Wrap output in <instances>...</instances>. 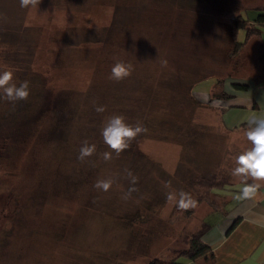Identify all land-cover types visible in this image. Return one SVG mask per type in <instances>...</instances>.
<instances>
[{"label": "rangeland", "instance_id": "1", "mask_svg": "<svg viewBox=\"0 0 264 264\" xmlns=\"http://www.w3.org/2000/svg\"><path fill=\"white\" fill-rule=\"evenodd\" d=\"M259 5L41 0L25 9L0 0V72L30 88L15 104L0 93V264H144L187 247L203 217L227 202L214 192L231 191L204 181L240 180L234 158L250 147L242 129L220 123L209 94L215 77L227 76L231 93L239 77L256 75L257 42L239 45L244 33L235 40L230 24ZM117 61L134 69L119 82L108 78ZM113 115L148 131L106 162L101 130ZM85 140L95 160H78ZM98 179L113 180L109 191L94 188ZM180 190L195 208L167 200Z\"/></svg>", "mask_w": 264, "mask_h": 264}, {"label": "crops", "instance_id": "2", "mask_svg": "<svg viewBox=\"0 0 264 264\" xmlns=\"http://www.w3.org/2000/svg\"><path fill=\"white\" fill-rule=\"evenodd\" d=\"M255 76L240 77L248 87L231 91L235 96L221 100L224 105H216L220 123L232 130L242 129V134L252 115L264 114V80L257 82L253 79ZM232 183L229 184L231 191L214 192L228 196L227 202L209 211L201 222L212 220L203 239L212 249L213 258L206 255L194 260L182 255L178 260L183 264H264V199L238 201L235 197L243 185L237 186L241 180ZM260 192L264 193V187Z\"/></svg>", "mask_w": 264, "mask_h": 264}, {"label": "clouds", "instance_id": "3", "mask_svg": "<svg viewBox=\"0 0 264 264\" xmlns=\"http://www.w3.org/2000/svg\"><path fill=\"white\" fill-rule=\"evenodd\" d=\"M21 8H35L41 0H19ZM167 60H162L161 65L167 66ZM133 66L124 61H117L111 68L109 79L119 82L129 76L133 72ZM0 93L3 98L15 104L19 101L27 100L30 95L29 82L27 80L17 84L14 81V72L11 70H4L0 72ZM98 113L105 111L103 106L96 107ZM248 128L245 132L247 141L250 147L236 155L234 158V168L232 175L241 180L242 188L239 194L235 197L238 201L264 199V193L260 192L261 187H264V114L252 115L248 121ZM148 129L140 122L130 124L126 121L123 115H113L109 117L101 130V135L104 144L108 147L109 151L103 152L102 158L104 161H110L113 158V153L118 158L121 153L129 148L131 142L142 133H147ZM96 152V145L89 144L87 140L82 143L79 149L78 160L81 162L93 156ZM128 176L131 177V182L135 184L137 177L133 176L129 171ZM250 181V182H249ZM113 180L111 179H98L94 183V188L104 192L109 191L112 187ZM165 188H170V182L164 183ZM135 191L134 188L129 192ZM127 197H125L126 199ZM167 200L169 202H176V206L181 210H188L195 208L197 201L183 190L177 192H168Z\"/></svg>", "mask_w": 264, "mask_h": 264}, {"label": "trees", "instance_id": "4", "mask_svg": "<svg viewBox=\"0 0 264 264\" xmlns=\"http://www.w3.org/2000/svg\"><path fill=\"white\" fill-rule=\"evenodd\" d=\"M249 10H254V13L249 14L248 12ZM245 13L247 14L245 15ZM230 28H231V34L234 36V38H236L235 40H237V36L239 35V32L243 31L244 33L243 39L240 42L238 41L239 45L246 46L249 43H255L256 40L258 41L256 44L259 49L258 57H259L260 67L259 69L257 68L256 76L253 79L257 82H261L262 80H264V5H259L254 7H244L241 10L236 11V14H233V16L231 17ZM251 76L253 77L254 75ZM251 76L248 77L252 78ZM226 77L223 78L215 77V79H213L212 81V83L215 85V88L213 90L211 89L212 91H210L209 98L211 97V101H212L211 104H213V106H216L218 100H227L235 96V94L229 93L225 89ZM233 84L236 89H246L248 87V83L246 81H236ZM189 94L191 95L193 94L192 96L196 98L199 104L203 105L205 104L204 102L207 101L206 99L201 97L205 95L197 94L196 96L195 92H193L192 90ZM217 113L220 116V112ZM88 159L95 160L93 156L89 157ZM88 159H86L85 162L88 161ZM202 180L204 181V179ZM204 182H206L209 185L212 191L214 189L225 188L226 184H233L232 182L228 181L226 178L212 179ZM214 187H218V188H214ZM210 225L211 223L208 221H204L203 224L201 223L200 226L201 228L197 232H195L192 237H190L188 246L184 248L176 249L175 254L173 256L171 254L167 258L165 256L153 257V258L150 257L149 259H147V261L144 264H183L181 261L178 260V258L181 257L182 255H185L188 258L194 260L205 258L206 255H209L211 258H213L214 255L212 249L210 248L209 245H207L204 242L203 239V236Z\"/></svg>", "mask_w": 264, "mask_h": 264}]
</instances>
